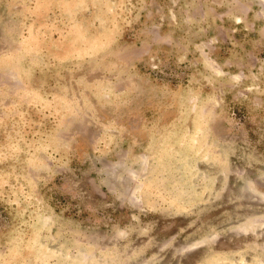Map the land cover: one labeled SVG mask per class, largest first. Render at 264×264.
Returning <instances> with one entry per match:
<instances>
[{
	"label": "rangeland",
	"instance_id": "obj_1",
	"mask_svg": "<svg viewBox=\"0 0 264 264\" xmlns=\"http://www.w3.org/2000/svg\"><path fill=\"white\" fill-rule=\"evenodd\" d=\"M0 264H264V0H0Z\"/></svg>",
	"mask_w": 264,
	"mask_h": 264
}]
</instances>
